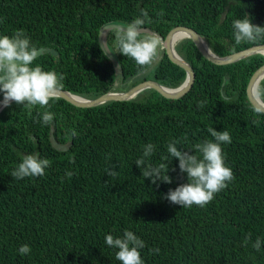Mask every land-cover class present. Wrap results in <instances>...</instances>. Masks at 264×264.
Returning <instances> with one entry per match:
<instances>
[{"label": "trees", "instance_id": "trees-1", "mask_svg": "<svg viewBox=\"0 0 264 264\" xmlns=\"http://www.w3.org/2000/svg\"><path fill=\"white\" fill-rule=\"evenodd\" d=\"M141 9L151 20L145 28L162 39L183 25L219 55L264 44L236 43L232 26L247 14L264 26V0H0V32L25 30L46 49L34 65L55 69L64 76L62 89L87 98L149 79L178 87L187 72L161 46L143 74L130 57L102 54L100 29L131 22ZM114 36L111 30L108 40L115 50ZM176 48L196 73L183 97L167 98L149 88L135 98L93 107L59 97L48 108L56 113L52 125L43 124L45 109L39 106L13 102L1 111L0 264H121L105 237L122 236L125 229L146 241L141 250L146 264H264V251L252 247L264 237V111H257L247 94L264 54L220 65L191 38ZM258 91L264 100V79ZM209 127L230 132L232 142L224 152L235 178L206 206L183 208L164 196L187 182L179 159L166 162L171 184L144 178L136 159L152 142L157 146L153 163L161 162L173 139L182 151L195 154V145L212 138ZM51 129L60 143L72 141L68 150L52 145ZM72 129L79 135L72 136ZM35 152L51 161L46 175L15 179L11 173L22 154ZM23 244L31 245L30 255L19 253Z\"/></svg>", "mask_w": 264, "mask_h": 264}, {"label": "clouds", "instance_id": "clouds-1", "mask_svg": "<svg viewBox=\"0 0 264 264\" xmlns=\"http://www.w3.org/2000/svg\"><path fill=\"white\" fill-rule=\"evenodd\" d=\"M150 22L148 10L141 9L140 14L131 22L115 25L112 28L115 34V50L110 39L107 42H100L103 56L110 58V53L119 52L132 58L140 66V74H143L155 64L161 46L159 35L145 30L146 23ZM232 26L236 43L264 40V26L255 24L248 14L233 20ZM41 50L23 29L16 30L12 35L0 32V94H2L0 103L5 107H10L16 102L29 109L36 106L44 108L41 113L42 122L44 125H52L56 113L48 108L51 106L50 101L55 103L59 99L64 76L55 69L47 70L39 64L34 65ZM47 51L54 54L52 48ZM200 104L203 106L204 101ZM208 131L214 139L209 138L195 145V154L182 151L177 147L180 143L173 139L167 143V154L162 157L161 162L153 163L152 158L157 146L152 142L142 146L143 154L136 159L143 177L151 178L153 184L158 182L171 184L173 179L169 175L170 169L166 162L170 158L179 159L180 170L187 174V182L175 189H169L164 196L165 199L183 208H190L193 205L206 206L235 178L233 169L226 163L224 152V145L232 142L230 132L218 131L215 127H209ZM71 135L77 136L79 133L72 129ZM50 166V159L42 157L39 152L22 154L21 161L12 170L11 175L17 180L40 177L46 175V169ZM110 174L116 175V172L112 170ZM66 175L71 179L74 173L69 170ZM248 241H251V233L246 243ZM105 242L110 248L117 250L116 259L121 264H146L141 252L146 246V241L135 231L125 229L122 236L115 237L109 233L105 237ZM252 247L256 251H264V237H257ZM152 251L156 253L159 249L154 248ZM19 253L30 255L31 245H21Z\"/></svg>", "mask_w": 264, "mask_h": 264}, {"label": "water", "instance_id": "water-1", "mask_svg": "<svg viewBox=\"0 0 264 264\" xmlns=\"http://www.w3.org/2000/svg\"><path fill=\"white\" fill-rule=\"evenodd\" d=\"M117 24L119 23H109L104 25L100 29L99 35L101 36V34H103L100 37V42L108 41L109 32ZM145 30L157 34V32L151 30L150 28H145ZM178 33H183L184 35L181 38H178L177 36ZM185 38L193 39V41L196 43L200 51L207 59L220 65L230 64L257 53L264 54V44H258L231 54L219 55L212 50L206 39L200 33H198L194 28L180 25L172 28L165 39L161 38L163 43L162 47L165 48V51L169 55V57L175 63L182 66L187 72L185 81L182 84H180L178 87L170 88L168 86L161 84L158 81L149 79L138 83L137 85H135L134 87L128 90L109 91L96 98H87L75 94L66 89L60 90L59 97L65 98L70 102L74 103L75 105L81 107H93L111 100L122 101V100L132 99L135 98L143 90L149 88L158 90L164 97L167 98L183 97L193 87L196 78V73L193 66L178 52L176 48V44ZM40 49L42 50L38 53V57L42 55L46 50L45 47H41ZM262 79H264V65L258 68L251 77L249 85L247 87V94L252 104L259 110L264 111V100L260 97L258 93V87ZM0 101H2V99ZM4 108L5 106H3L2 103H0V113ZM50 140L52 145L58 150H68L72 145V141L65 144L60 143L56 139L53 129H51L50 131Z\"/></svg>", "mask_w": 264, "mask_h": 264}, {"label": "rangeland", "instance_id": "rangeland-1", "mask_svg": "<svg viewBox=\"0 0 264 264\" xmlns=\"http://www.w3.org/2000/svg\"><path fill=\"white\" fill-rule=\"evenodd\" d=\"M160 40H161V38H160ZM163 46V43H162V40H161V47ZM121 86V82H120V80L117 82V86ZM125 91V90H124Z\"/></svg>", "mask_w": 264, "mask_h": 264}, {"label": "bare ground", "instance_id": "bare-ground-1", "mask_svg": "<svg viewBox=\"0 0 264 264\" xmlns=\"http://www.w3.org/2000/svg\"><path fill=\"white\" fill-rule=\"evenodd\" d=\"M184 34L183 33H178L177 36L178 38H181ZM184 40V39H183ZM77 99H80V98H77Z\"/></svg>", "mask_w": 264, "mask_h": 264}]
</instances>
